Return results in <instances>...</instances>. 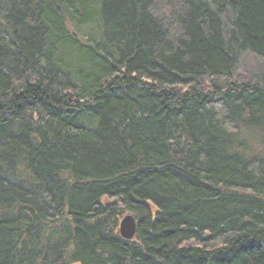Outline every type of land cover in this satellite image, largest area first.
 Masks as SVG:
<instances>
[{"label":"trees","instance_id":"obj_1","mask_svg":"<svg viewBox=\"0 0 264 264\" xmlns=\"http://www.w3.org/2000/svg\"><path fill=\"white\" fill-rule=\"evenodd\" d=\"M0 264H264V0H0Z\"/></svg>","mask_w":264,"mask_h":264},{"label":"water","instance_id":"obj_2","mask_svg":"<svg viewBox=\"0 0 264 264\" xmlns=\"http://www.w3.org/2000/svg\"><path fill=\"white\" fill-rule=\"evenodd\" d=\"M138 221L133 214H126L120 221L119 234L125 239H133L137 234Z\"/></svg>","mask_w":264,"mask_h":264}]
</instances>
